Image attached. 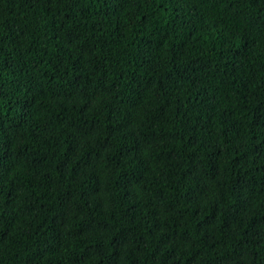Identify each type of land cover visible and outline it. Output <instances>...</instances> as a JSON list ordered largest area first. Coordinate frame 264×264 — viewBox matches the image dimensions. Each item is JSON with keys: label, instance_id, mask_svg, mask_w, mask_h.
<instances>
[{"label": "trees", "instance_id": "obj_1", "mask_svg": "<svg viewBox=\"0 0 264 264\" xmlns=\"http://www.w3.org/2000/svg\"><path fill=\"white\" fill-rule=\"evenodd\" d=\"M0 264H264V0H0Z\"/></svg>", "mask_w": 264, "mask_h": 264}]
</instances>
